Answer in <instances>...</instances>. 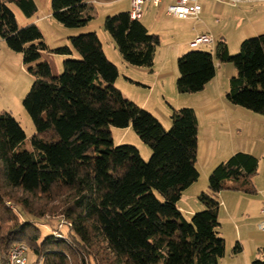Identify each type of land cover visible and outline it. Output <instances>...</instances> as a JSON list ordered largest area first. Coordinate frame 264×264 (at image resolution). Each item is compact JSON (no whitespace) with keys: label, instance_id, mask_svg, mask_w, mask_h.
Instances as JSON below:
<instances>
[{"label":"trees","instance_id":"obj_1","mask_svg":"<svg viewBox=\"0 0 264 264\" xmlns=\"http://www.w3.org/2000/svg\"><path fill=\"white\" fill-rule=\"evenodd\" d=\"M9 4L25 17L37 7L33 0H0V39L22 57L33 83L23 108L34 126L31 150H19L26 135L8 113L0 112V253L23 243L32 219L60 216L66 230L36 245L28 237L35 262L42 264H218L225 241L218 235V203L199 197L204 209L187 220L177 204L199 172L198 121L192 108L171 109L166 131L148 111L125 99L114 86L117 67L111 63L96 33L69 37L70 46L52 52L72 56L58 76L46 62L47 50L35 24L17 25ZM51 16L66 28L85 26L96 16L89 0H51ZM104 31L122 61L151 69L159 37L127 13L107 16ZM215 61L231 63L225 99L233 106L264 115V33L245 39L231 56L218 42L214 56L188 51L176 60L178 94H196L215 77ZM35 63L34 66L31 64ZM110 127H131L151 151L144 161L136 147L114 145ZM258 159L236 152L208 175L212 194L221 191L255 194L252 177ZM11 201V209L5 201ZM7 205V206H6ZM24 216V218H23ZM52 234V233H51ZM62 245L53 251L48 245ZM241 247L236 243L232 253ZM251 264H264L255 258Z\"/></svg>","mask_w":264,"mask_h":264},{"label":"rangeland","instance_id":"obj_2","mask_svg":"<svg viewBox=\"0 0 264 264\" xmlns=\"http://www.w3.org/2000/svg\"><path fill=\"white\" fill-rule=\"evenodd\" d=\"M33 1L37 7V11L31 17H25L14 4H9V7L13 11L17 25L19 27H24L28 24H35L39 28L43 36V42L47 46V50L40 53V58L37 63L46 62L49 65L51 74L53 76L60 75V73L62 72L63 61L66 59H77L78 56L76 53H73L72 56L58 55L53 53L52 51L63 46H70L69 37L90 32L96 33L102 43V47L104 52L106 53L107 59L117 67L118 77L114 83V86L116 88L118 87L122 91L123 94H121L125 99H133L134 102H132L134 104L142 109H145L148 112L154 111V115L157 116L156 119L166 131H168L171 127V109H180L176 107H178V105H183L181 108L188 107L195 109L194 111L197 112L200 121V132H202L204 130V124L202 123V106L207 100L205 98L209 97L206 95L205 97H202V99L200 97L203 95H179L177 93L175 89V81L177 78V58L188 51H203L214 56L216 45L221 41L227 44L229 54L231 56L236 55L239 51L240 43L245 39H249L244 36L241 28L246 26L250 19L254 18L252 13L247 16L241 12V10L243 9V5H218L206 0H199V4H201L203 10L199 19L201 20L200 24H207V28H204L202 25H198V22L193 19L181 21L165 17L163 7H160L161 12L159 10H151L153 17L156 15V12H159V16L157 19L150 17V21L148 24L149 27L147 26L148 32L150 34L157 35L159 37L160 43L155 51L153 67L151 69H146L135 68L131 66L128 67V65H124V63H122V59L118 51L116 50L112 39L104 31L105 17H103V13L99 14L97 18H93L85 26L77 28H66L52 18L50 4L51 0ZM202 34H210L214 39V43L211 45H200L195 47L190 46V42L196 36ZM225 64L227 66H233L231 63ZM34 65L35 63L31 64V66ZM28 67L29 66L23 65L21 55L11 51L6 46L5 42L0 39V112L10 114L23 129L26 135V139L19 150H31L30 137L34 133V126L22 104L25 95L28 93L33 83V77L29 74ZM162 72L168 74L166 80L164 81L166 92L163 94H161L160 91V81L157 82L156 77ZM223 74L218 77V84H214V87L219 90L213 97V104L215 106L217 105L218 107L223 108L226 103L231 107V109H239L243 112H247L252 116L251 121H255L254 123L257 122L263 124L262 127L264 129V115H257L238 107L236 109L235 106L226 101L224 96L229 89L230 76H228L226 73L225 75ZM173 75L175 76V78ZM154 78H156V82L154 83L155 88L151 90V92H148V90H146L148 88L146 87L151 86V81ZM128 79L133 80L134 83L138 82L142 84L143 87H138L136 85L130 84ZM171 79H174V82ZM148 95L150 98L148 102L143 105V102H145L144 100ZM176 98H180L179 100L183 98V100L185 101H182L181 104H177ZM186 98H189V100L186 101ZM216 119L220 122L222 121L220 124H218V127L216 129L217 133L220 135L224 132H227V121H238L234 125V128H240L239 125L243 124L241 121L248 119V117L237 116L236 114L234 115L231 110L230 112L220 111V113L216 114ZM125 129L126 128L120 129L110 127L114 145H132L137 148L141 158L145 162L148 161L151 155L150 149L139 140L131 127H128L126 131ZM259 133L260 132H258V138L260 137L262 143V140L264 142V130L262 132V135ZM233 134L235 135L236 132ZM200 135L201 137L197 155L198 162L196 165V168L199 172V177L193 184V186L190 189H187L186 192L182 194L177 204L178 208L181 209L180 212L182 213L183 217L187 220L192 214L204 209V206L199 199L200 195L202 193L209 196L212 195V193L208 189L207 184L209 174H207L206 172V166L211 162L207 161L206 166H202L204 161L205 149L203 148L204 137L202 134ZM261 143L258 142L260 151H264V146H262ZM233 145L236 149H242L243 147V144L238 142L233 143ZM228 155H226V160L231 156ZM5 204H9V208L17 210V206H15L9 200H6ZM188 209L189 211L194 212L190 215H187L186 211H188ZM59 217L60 216L46 215L42 220L32 219L33 223L39 222L40 225H37L39 231L36 234H34L32 227L28 228L26 231V237L23 238V243L28 248L27 258L30 262H35V255L32 251L33 246L30 243L28 237L30 238L33 235H37L38 238L36 239L35 244L39 245L44 238L52 235L51 233L54 227H59L60 229L62 221ZM219 223L222 224L218 228V235L225 241V253L226 257H228L231 255L236 245V243L231 242L230 238V235L232 233V225L229 220L222 219V217L220 218ZM245 223H247V221L244 222V224ZM60 230L64 232L66 229L61 228ZM227 243L228 246H226ZM48 248L53 251H58L62 249V245L60 247H57V245L55 244H50L48 245Z\"/></svg>","mask_w":264,"mask_h":264},{"label":"crops","instance_id":"obj_3","mask_svg":"<svg viewBox=\"0 0 264 264\" xmlns=\"http://www.w3.org/2000/svg\"><path fill=\"white\" fill-rule=\"evenodd\" d=\"M89 2L96 9L97 13H96L95 18H97L98 15L101 13H103V17H107V16H112V15H117L119 13H127L130 9V0H89ZM242 5H243L242 6L243 9L241 10V12L243 14L248 16L250 13H252V15L254 16V18L250 19V21L247 23L246 26L241 28L244 36L247 38H251V37H255L257 35L263 34L264 33V0H254L251 3L242 4ZM150 7L152 6L146 5L143 8V15H142V18L140 19L141 23L146 27L147 30L149 27L148 24L150 21V17H153L151 10L160 11V8H154V7L150 8ZM202 12L203 10L201 6V11L199 13L198 18L193 19V20L197 21L198 25H202L204 28H207L206 23L200 24L201 20L199 19V17ZM158 13L159 12H156V15L153 18L157 19L159 16ZM164 16L168 18H172V17L167 16L165 12H164ZM172 19H176V18H172ZM176 20H180V19H176ZM189 20H192V19H189ZM181 21H184V20H181ZM122 63L124 62L122 61ZM124 65H127V64L124 63ZM215 69H216L215 77L205 86L204 90L196 94H190V95H196V96L203 95L200 98L205 97L206 95L210 97V98L209 97L205 98L207 100L204 102L205 104L202 106L203 107L202 108L203 109L202 123L204 124V130L202 132H200V129H201L200 121L198 118V114L195 111L196 116H197V121H198V135H197L198 147H199L200 137H201L200 134H202L204 137L203 148L205 149L204 151L205 155H204V161H203L202 166L205 167L207 164V161L211 162V163H208L206 166V169H207L206 172L207 174H209L217 164L226 160L227 158L226 155L229 154L228 156H230L236 152H241V151L247 154H250L258 159L257 171L255 175L252 177V183L255 188V194L246 195L240 192L221 191L217 194L211 195V197L218 203V209H217L218 221L220 220L221 217L222 219L229 220V222L232 225V233L230 235L231 242L238 243L241 247V252L236 255L231 253L230 256L226 257V253H225V256L221 258L218 264H251V262L255 258L260 259L261 254L264 252V230L258 229V224L263 218L261 215V209L264 207V151H260V148L258 145V142L261 143L260 137L258 138V132H260L259 134L262 135V132L264 129L262 127L263 124H260L257 122L254 123L255 121H251L252 116L247 112H243L242 110L237 109L238 106H235L237 109L235 110V109H231V107L228 106L226 103L223 106V108H220L217 105L215 106L213 104V101H212L213 97L215 96V93H217L219 90V89H216V87H214V84H218V77L222 75L223 73H224L223 75H225L226 73L228 76H230L229 79L235 75L234 67L227 66L225 63H220L218 61H215ZM167 76L168 74L163 73V72L156 76L157 82L160 81V84H161V87H160L161 94L166 92L164 81L166 80ZM128 80H129V83L132 85H136L138 87L142 86V84L138 82L134 83L133 80L131 79H128ZM155 82H156V78H154L151 81L150 87H146L148 88L146 89L148 90V92H151V90L155 88L154 86ZM179 95H189V94H179ZM149 98L150 97L148 95L145 98L144 100L145 102H143V105H145L146 102H148ZM179 99L180 98L177 99V104H181L182 101H185L183 100V98H181V100ZM130 100L133 101V99H130ZM188 100L189 98H186V101ZM182 106L183 105H178V107L176 108H181ZM238 108L244 109L241 107H238ZM231 110L234 115L236 114L237 116L248 117V119L241 121L243 124L239 125L240 128L239 127L234 128V125L238 121H235V120L227 121L228 122V129L226 130L227 132H224L219 135L216 129L218 127V124H220L222 121L220 122L219 120L216 119V114L220 113V111L230 112ZM149 112L155 118H157V116L154 115L153 113L154 111L153 112L149 111ZM127 129L128 128H126L125 131ZM235 132L236 134L234 135L233 133ZM236 142L243 144L242 149H236L234 147L233 143H236ZM261 144L262 146H264L263 140ZM197 155H198V151H197ZM197 162L198 161H196V165H197ZM192 186L193 185H191L188 189H190ZM186 190L183 193H185ZM179 210L181 209L179 208ZM193 212L194 211H189L188 209V211H186V214L190 215ZM246 221L247 223L244 224V222ZM226 246H228V243ZM33 262H30V263H33Z\"/></svg>","mask_w":264,"mask_h":264},{"label":"built area","instance_id":"obj_4","mask_svg":"<svg viewBox=\"0 0 264 264\" xmlns=\"http://www.w3.org/2000/svg\"><path fill=\"white\" fill-rule=\"evenodd\" d=\"M212 3L224 5L230 4L238 6L242 4L251 3L254 0H206ZM152 6L154 8H164V12L167 16L180 19L189 20L197 19L201 11V5L199 0H130V9L128 11L129 18L131 20H140L143 15V8L146 6ZM214 43V39L210 34H202L196 36L191 42L190 46L211 45ZM9 205V204H7ZM262 220L258 224L259 230H264V207L261 209ZM69 226L68 223L62 222L61 226ZM60 226V228H61ZM59 229V227H58ZM54 237H60L61 235L57 230L52 231ZM28 248L24 243L14 244L7 253H0V264H42V260L30 263L27 258ZM264 252L261 254L260 260H263Z\"/></svg>","mask_w":264,"mask_h":264}]
</instances>
